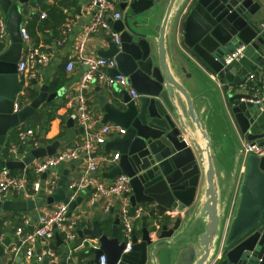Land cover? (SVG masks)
I'll return each instance as SVG.
<instances>
[{
    "label": "water",
    "instance_id": "1",
    "mask_svg": "<svg viewBox=\"0 0 264 264\" xmlns=\"http://www.w3.org/2000/svg\"><path fill=\"white\" fill-rule=\"evenodd\" d=\"M162 1L119 0V7L124 11L122 18L117 19L119 44L108 36V47L97 51L98 56L115 60L116 67L108 69V73L125 75L127 86L137 94L136 98H131L126 87L114 88L117 96L110 100L97 87V97L104 111L101 123L112 122L124 129L122 134L104 143L105 151H115L118 159L102 175L108 182L121 174L130 178V203L144 204L147 208L141 217L140 234L135 228L132 230L131 248L123 252L125 239L120 234L116 209H109L113 216L109 232L105 229L104 215L97 209L89 226L85 221L80 222L83 227L77 232L80 238L85 237L86 243L79 248L87 247L88 252L94 255L91 262H96L98 256L104 254L106 264H207L220 244L223 245L222 258L215 259L213 264H264V155L246 156L236 190L235 212L223 230L221 219L227 214L225 204L229 196L221 201L224 187L217 183L211 142L201 128L189 92L173 73L177 66L171 64L167 55L165 33L169 22L176 18V43L190 53L198 66L210 71L217 81L239 86L244 75L238 73L234 61L225 63L224 59L234 47L245 44L246 49H251L250 57L255 61L250 69L258 72V66H264V29L259 25L257 2L168 0L161 24L152 29L144 13ZM0 4L7 16L9 39L6 47H0V171L14 169L23 173L34 160L51 156L55 151L51 146L43 148L42 141L31 147L33 140H28L26 144L30 149L21 158L18 153L6 154L7 133L53 94H48L49 81L44 79L38 87L37 79L30 78L29 83L36 95L29 104L13 112V103L21 86L17 74L23 47L19 31L21 9L19 3L11 0H0ZM79 8L78 5L76 12ZM152 31L158 36L155 37ZM153 43L157 54L153 52ZM174 59L171 58L172 61ZM179 69L185 72V67ZM175 91L184 97L186 114L199 131L202 145L191 137L175 100ZM229 92L230 110L239 132L245 140L264 144V114L258 112L259 105L241 101V97L248 96L244 92ZM76 131L83 133V127L78 126ZM201 170L205 184L197 197ZM48 171L41 172L40 177L45 179ZM58 171L62 170L58 168ZM67 183L63 170L55 190L48 195L39 194L37 205L49 207L54 202H63L67 204L69 214L81 203L82 196L71 198L75 187L67 188ZM36 201L5 199L0 201V213H34ZM193 204L196 205L188 224L181 233L175 234L182 219L180 212ZM94 205L98 206V203L94 202ZM167 212L176 213L171 216ZM198 217L204 221V226L203 231L197 233ZM184 236L185 244H177L176 241ZM87 238L96 240L97 244L93 245ZM2 243L7 245V240ZM2 253L3 245H0V255ZM15 260L25 264L20 256ZM30 264H48V260L44 258L38 262L33 259ZM59 264H65V261Z\"/></svg>",
    "mask_w": 264,
    "mask_h": 264
},
{
    "label": "crops",
    "instance_id": "2",
    "mask_svg": "<svg viewBox=\"0 0 264 264\" xmlns=\"http://www.w3.org/2000/svg\"><path fill=\"white\" fill-rule=\"evenodd\" d=\"M11 1L19 3L21 9L20 27L25 26L30 37L28 42H24L22 40L23 47L20 56L28 48L39 43L43 45L42 48L44 50L51 53V57L48 63L44 66L38 67V69L34 72V75L28 74L27 77H23L17 73L20 82L24 81V79H26V81H24V83L22 82L23 86L19 87L15 100L17 101L18 99L20 101V108H22L23 106L29 104L31 99L36 95V92L29 83L30 78L37 79L38 87L41 85L44 79L49 81L48 94H53V96L49 100L41 102L32 115L28 116L23 122L8 131L5 145L7 143L10 146L12 144H16V142L12 141L11 138L13 136L18 137L19 132L30 129L32 130V134L28 136L27 141L33 140V146L31 147H35L40 141H42L43 148L51 146V149H54L55 151L54 153L64 148L73 147L77 143H80L84 138V130L83 133L76 131V129H78V124L72 98L74 97L76 92L75 86L77 80L81 72L85 69V66L76 63L75 67L72 70L67 71L65 69V65L67 61L70 58H73L77 53V43L82 39L84 27L90 21L91 14L89 12V3L91 0H41L39 2H36V0H28L26 3H20L18 2L19 0ZM255 1L257 2L256 8L259 25L262 27V29H264V0ZM118 3L115 8L121 13L122 18L124 11L119 7ZM167 3L168 0H163L159 5H157V7L148 9L144 13L145 19L148 21V24L152 29L161 24ZM78 5L80 6L79 12H76ZM46 6H54L56 9V15H58L59 19H61L62 21L58 23L59 20L57 17L53 18V14L52 17L49 16V13L44 11V7ZM0 9L3 17L6 20L7 16L2 11L1 4ZM42 12L48 14L47 17L43 20L40 18V13ZM66 21L70 23V28L66 32V34L63 35L61 33V25ZM117 21L118 20L111 21L112 28L115 30L118 27ZM175 22L176 18L169 22L165 30L167 36V55L169 56L171 64L177 66V70H173V73L176 79L179 80L180 83H182L189 92L193 100L194 109L198 115L201 128L206 132L211 142L210 151L212 162L216 172L217 183L219 187H224L221 193V201H224L227 195L229 196V200L225 204V210L228 209V213L221 219V226L224 230L227 225L228 219L233 216L234 207L236 206V190L241 180L242 171L244 169V160L246 158L240 155L239 149L242 140H244L245 138L237 129V126L235 125L231 114L230 108L232 103H230L228 98L229 95L227 94V92L230 94L228 85L220 83L216 80V78L211 74L210 71L203 68L202 66H198L190 53H188L186 49H182L176 43ZM152 34L155 37L158 36L157 32L152 31ZM108 36L109 34L106 31L99 30L97 33L87 37L85 40V53L97 55L98 50L106 49L108 47V41L106 37ZM8 44L9 39L7 30L5 39L3 41H0V47H6ZM153 52L157 54V47L155 43H153ZM250 55L251 49L247 48L243 57L233 62L238 73L244 75V77L247 73L254 71L250 69L251 65L255 64V61L251 59ZM172 57L176 59L172 61ZM181 66L185 67V72L179 69V67ZM258 67V72L264 70V66ZM97 87H100L101 91L106 94L108 96V99L110 100L111 98H113V96H117L114 88L110 89L109 87L100 85L99 83H91L90 87L86 90V96L88 98L93 114L88 126L89 133H95L103 124H105L101 123L104 111L97 97L99 90L97 89ZM20 90L23 91V95L19 93ZM234 92H243V89L238 86H232L231 93ZM174 94L175 100L179 106L182 119L189 128L191 137L194 138L200 145H202L203 139L201 138L199 131L186 114V103L184 97L177 91H175ZM258 112L264 114V110L259 109ZM107 123L117 125L112 122ZM114 136H116V133L109 134L106 141L113 138ZM228 147L232 148L234 159L230 168H226L227 164L223 156L220 155V152L223 153V151ZM29 149L30 146L25 143L24 150L20 152L18 151V157L21 158L29 151ZM96 150L97 153L101 156H109L113 153H116L115 151L106 152L104 149V143L101 145H97ZM45 157L47 156H44L41 159ZM108 166L109 165L106 162L100 161L95 175L97 177L105 179L102 173L108 170ZM58 168H60L62 171H58ZM27 170L33 173L35 179L36 175L32 171V164L26 166L23 170V173L18 170H16L15 173L24 174L27 182H29L27 178ZM63 170L65 171V176L68 179V186L83 175L84 158L79 155V157L75 160L64 162L54 169L49 170L46 177L50 178L51 176H56V179L58 181L60 176L63 174ZM39 178L41 177L39 176ZM32 181L29 184L32 193H30L28 189L27 192L20 193L19 195L15 194L14 192H10L7 193L5 199H34L36 201L39 194H49V191L43 188L34 190L31 187ZM204 184L205 176L203 170H201L197 197H199ZM78 195L82 196L81 203L78 204L68 214L69 217H74L75 219H77V231L81 230L83 227L80 224L81 221H85L86 226H89L90 220L96 214V210L98 209V206H95L94 203H90L89 190H87V188L85 190L79 191L73 198L77 197ZM58 203L59 202H54L49 207H42L37 205L36 201L34 213H31L29 211L17 212V214H12L13 212L10 211H4L0 213L1 218L6 217L3 221V225L6 226V228L5 231L0 233V235L2 234V242L4 239L7 240V245H4L2 242L0 243V245H3V253L0 255V263H4L6 260H8V258H10V248L19 240L18 235L15 234V228L21 224V219L24 216L29 217L31 221V227H34L36 225V217L38 215V212L49 211ZM195 205L196 204H193L188 210L180 212L182 219L179 229L175 232V234L179 231V233H181L182 229L186 227L189 222L190 215L193 214L192 210L194 209ZM110 217L113 218L111 214H107L104 215L103 219L105 220ZM197 220H200L199 217L197 218ZM141 222L142 221L140 219L139 221H136L134 225V228L137 230L138 234H140ZM203 222V220L196 222L195 227L198 226V228L196 229L197 233L203 231ZM28 228L29 227L27 226L26 229ZM106 228L109 232L110 224L106 226ZM77 237V241L66 242L63 239L64 237L61 233L55 232L53 237L49 240L48 244V246L51 247V249L55 253V259L50 264H59L62 260L65 261V264H88L87 259L92 255V253L88 252L87 247H84L82 249L74 248L78 243L82 241L84 242L83 244L86 243L85 237L80 238L78 232ZM88 241L94 242V240L90 239H88ZM185 242V236L179 238L178 241H176L177 244L182 245H184ZM95 243L97 242L95 241ZM42 246V243H36L34 246L35 252H38L40 249H42ZM215 251L217 253L219 252V256L215 259H221L223 253V245L219 244V247L217 246ZM215 251L212 258L217 256V253L215 255ZM18 256L21 257L22 262H24L25 264H30L33 260V257H26L24 251L19 253V255H17L16 257Z\"/></svg>",
    "mask_w": 264,
    "mask_h": 264
},
{
    "label": "built area",
    "instance_id": "3",
    "mask_svg": "<svg viewBox=\"0 0 264 264\" xmlns=\"http://www.w3.org/2000/svg\"><path fill=\"white\" fill-rule=\"evenodd\" d=\"M117 3L118 0L90 1V21L85 25L83 37L77 43V53L73 58H70L65 65L67 71L72 70L76 63L85 66V69L81 72L77 80L75 86L76 92L72 98L77 124L83 127L84 138L73 147L61 149L51 156L33 161L32 171L36 175V178L32 181L31 187L34 190L43 188L50 193L57 185L56 176L41 179L39 178L40 173L47 169L52 170L64 162L75 160L81 155L84 158V172L78 180L67 186L68 188L75 187V191L72 193L71 197L73 198L79 191L85 190L89 186V201L90 203H98V210L101 215H107L111 207L115 208L118 213L121 236L125 239L123 252H127L131 248V232L134 229L135 222L141 219L147 211V208L144 204L132 205L130 203L129 195L131 193V186L128 176L121 174L108 182L106 179H102L95 175L100 161H104L110 165L118 159L117 153H113L109 156H101L97 153V145L105 143L109 134L116 133V135H119L124 132V129L118 125L105 123L95 133H89L88 126L93 114L86 96V90L90 87L91 83H99L110 89L126 87L131 98L137 97L136 92L127 86L125 75L121 73L112 75L107 72V69L116 67V62L113 58L85 53L86 38L97 33L99 30L106 31L112 41L115 44H119V31L113 29L111 25L112 20L114 21L121 18V13L115 8ZM45 16V12L40 13V18H44ZM69 28L70 23L68 21L64 22L61 25V33L65 35ZM19 31L22 40L28 42L30 37L26 27L21 26ZM6 34V20L0 9V41L5 39ZM42 46L43 45L40 43L36 44L28 48L20 56L17 63V73L19 75L23 77H27L28 74L34 75L38 67L48 63L51 53L44 50ZM245 50V44L237 45L232 52L225 57V63L239 60L245 54ZM24 81H26V79H24ZM24 81H21V86H23L22 82L24 83ZM238 87L243 89V92L248 95L247 97H241V101H248L259 105L260 110H264V70L247 73ZM228 89L231 90L232 86L228 85ZM19 93L21 95L24 94L22 90H20ZM19 109L20 101L18 99L17 101L14 100L13 112ZM31 134L32 130L30 129L19 132L17 143L9 147L8 154L13 152L16 155L18 153V146L20 144H25L28 136ZM239 153L242 157H246L249 154L263 156L264 144H259L258 141L244 139L241 142ZM27 189L28 182L24 174H12L8 169L0 171V201L5 199L7 193L14 192L19 195L20 193L27 192ZM67 212V204L59 202L49 211L38 214L34 227H31L30 218L24 216L21 219V224L15 228V234L18 235L19 240L16 244L11 246L10 258L3 264H19V262L15 260V257L22 251H24L26 257H33V259L38 262L47 258L48 264H50L55 259V253L48 244L55 232L61 233L66 242L77 241L78 239V221L74 217H69ZM167 213L171 216L174 215L172 212ZM27 226L29 227L28 229H26ZM95 241L96 240L90 243L96 245L97 243H95ZM1 242L2 234L0 235V243ZM36 243H42L43 245V248L38 252L34 250ZM83 243V241L78 243L74 248L83 246ZM218 256L219 252L217 256L212 258L213 260L211 259L207 264H213L215 258ZM89 264H106V256L101 254L98 256L96 262H91Z\"/></svg>",
    "mask_w": 264,
    "mask_h": 264
},
{
    "label": "trees",
    "instance_id": "4",
    "mask_svg": "<svg viewBox=\"0 0 264 264\" xmlns=\"http://www.w3.org/2000/svg\"><path fill=\"white\" fill-rule=\"evenodd\" d=\"M73 4H74V2H73ZM55 7L53 6V7H44V11L45 12H47V13H49V16H51L52 17V14H53V18H58V23L59 22H61L62 20L61 19H59V17H58V15H56V13H55ZM47 15L48 14H46V16L44 17V18H46L47 17ZM44 18H41L42 20L44 19ZM34 26V25H33ZM17 137H15V136H13L12 138H11V140L12 141H15L16 143H17V139H16ZM9 144L7 143L6 145H5V153H7L8 154V149H9ZM24 150V144H20L19 146H18V151L20 152V151H23ZM10 172L12 173V174H15V172H16V170H14V169H12V170H10ZM27 178H28V190H29V192L30 193H32V191L30 190V187H29V184H30V182L34 179V175H33V173L31 172V171H29V170H27ZM12 214H17V212H13ZM4 218H6V217H3V218H1L0 217V233H2L3 231H5V228H6V226H4L3 225V221H4ZM104 220V219H103ZM104 222L106 223V225H109L111 222H112V218L110 217V218H108V219H105L104 220ZM15 225H16V223H15Z\"/></svg>",
    "mask_w": 264,
    "mask_h": 264
},
{
    "label": "rangeland",
    "instance_id": "5",
    "mask_svg": "<svg viewBox=\"0 0 264 264\" xmlns=\"http://www.w3.org/2000/svg\"><path fill=\"white\" fill-rule=\"evenodd\" d=\"M220 155L223 156V158H224V160H225V162L227 164L226 168L227 167L230 168L232 166L233 161H234L233 154H232V148L228 147L227 149H225L223 151V153L220 152ZM236 204H237V200H236ZM235 208H236V206L234 207V212H235ZM227 213H228V209H227Z\"/></svg>",
    "mask_w": 264,
    "mask_h": 264
},
{
    "label": "flooded vegetation",
    "instance_id": "6",
    "mask_svg": "<svg viewBox=\"0 0 264 264\" xmlns=\"http://www.w3.org/2000/svg\"><path fill=\"white\" fill-rule=\"evenodd\" d=\"M108 215H109V214H108ZM106 226H108V225H106V223H105V229H106V231H108V229L106 228ZM120 234H121V232H120ZM93 257H94L93 254H92L91 256H89V258L87 259V263H88V264L91 263Z\"/></svg>",
    "mask_w": 264,
    "mask_h": 264
}]
</instances>
